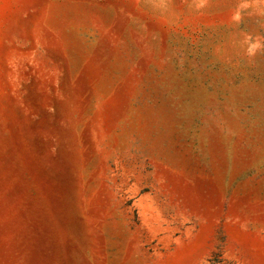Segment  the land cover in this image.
Segmentation results:
<instances>
[{"label":"rangeland","instance_id":"1","mask_svg":"<svg viewBox=\"0 0 264 264\" xmlns=\"http://www.w3.org/2000/svg\"><path fill=\"white\" fill-rule=\"evenodd\" d=\"M0 264H264V0H0Z\"/></svg>","mask_w":264,"mask_h":264}]
</instances>
